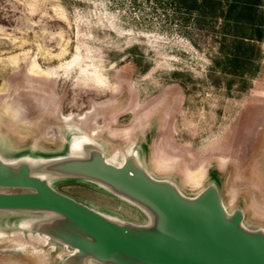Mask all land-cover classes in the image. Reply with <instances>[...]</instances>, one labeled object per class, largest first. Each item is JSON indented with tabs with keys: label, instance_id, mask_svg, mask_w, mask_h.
I'll return each instance as SVG.
<instances>
[{
	"label": "rangeland",
	"instance_id": "374dc122",
	"mask_svg": "<svg viewBox=\"0 0 264 264\" xmlns=\"http://www.w3.org/2000/svg\"><path fill=\"white\" fill-rule=\"evenodd\" d=\"M259 10L264 24V0ZM185 17L172 0H0V160L13 172L28 164L109 219L153 228L148 207L65 168L94 154L133 161L188 200L214 183L228 218L240 210L247 231H264V26L258 38L240 25L255 38L240 40ZM231 48L246 56L235 74L223 61ZM200 169L194 185L187 175ZM67 223L0 209V264H68L77 251L53 234Z\"/></svg>",
	"mask_w": 264,
	"mask_h": 264
},
{
	"label": "water",
	"instance_id": "95a60500",
	"mask_svg": "<svg viewBox=\"0 0 264 264\" xmlns=\"http://www.w3.org/2000/svg\"><path fill=\"white\" fill-rule=\"evenodd\" d=\"M65 168L110 184L159 217L153 228H132L56 191L32 176L28 164L13 172L0 160V186L31 189L0 192V209L48 210L66 217L70 228L53 234L77 251L68 264H79L83 255L116 264H264V231H247L240 210L228 218L214 184L188 200L172 185L149 178L133 161L116 166L94 154Z\"/></svg>",
	"mask_w": 264,
	"mask_h": 264
},
{
	"label": "trees",
	"instance_id": "16d2710c",
	"mask_svg": "<svg viewBox=\"0 0 264 264\" xmlns=\"http://www.w3.org/2000/svg\"><path fill=\"white\" fill-rule=\"evenodd\" d=\"M262 2L263 0H172V5L175 11L186 15L182 22L184 26L189 25L188 23L197 26L209 25L214 28L221 25V30L225 35L243 40L255 38L248 36L246 32L239 34L235 28L240 25L245 26L246 30L252 29L259 36L258 38L262 35L263 14L259 10ZM232 48L224 55L223 61L231 65L230 71L235 74L239 69L245 68L246 56L238 54ZM136 150L138 163L141 164V150L139 148Z\"/></svg>",
	"mask_w": 264,
	"mask_h": 264
},
{
	"label": "bare ground",
	"instance_id": "6f19581e",
	"mask_svg": "<svg viewBox=\"0 0 264 264\" xmlns=\"http://www.w3.org/2000/svg\"><path fill=\"white\" fill-rule=\"evenodd\" d=\"M80 137H78L77 135H74L71 139H74V140H78ZM135 153H137V150H135ZM72 167L74 168H80L81 169V166H79L78 164H74V163H71ZM188 180L194 184V185H197L201 182V179L203 178L204 176V170L200 169L198 170L197 172L195 173H188ZM224 177V176H223ZM14 238V237H13ZM16 238V237H15ZM15 240V239H14ZM39 251V250H38ZM40 253V252H39ZM42 254V253H41ZM44 254V253H43ZM70 264H78V262L75 260L73 261L72 263Z\"/></svg>",
	"mask_w": 264,
	"mask_h": 264
}]
</instances>
